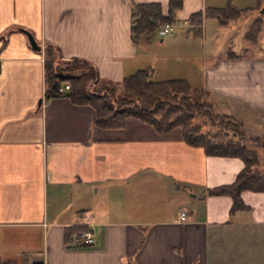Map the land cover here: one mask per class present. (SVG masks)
Listing matches in <instances>:
<instances>
[{
  "label": "crops",
  "instance_id": "obj_1",
  "mask_svg": "<svg viewBox=\"0 0 264 264\" xmlns=\"http://www.w3.org/2000/svg\"><path fill=\"white\" fill-rule=\"evenodd\" d=\"M151 1L168 12L169 0H0V264H264V192L243 190L247 207L234 211L230 195L206 193L235 180L240 157L206 154L180 127L158 132L134 116L102 128L92 106L44 97L49 40L114 80L143 67L156 79L185 77L264 135V53L226 51L201 63L189 36L134 41L131 6ZM182 1L178 27L226 3ZM209 20L204 29L216 24ZM78 224L90 225L92 244L66 242Z\"/></svg>",
  "mask_w": 264,
  "mask_h": 264
},
{
  "label": "trees",
  "instance_id": "obj_2",
  "mask_svg": "<svg viewBox=\"0 0 264 264\" xmlns=\"http://www.w3.org/2000/svg\"><path fill=\"white\" fill-rule=\"evenodd\" d=\"M182 2L169 0L167 13L159 2L133 3L130 28L133 40L143 37L152 41L164 22L175 21L174 11ZM255 7L264 8V0H257ZM250 8L237 7L232 0H226L222 6L192 12L187 18L188 33L200 36L204 19L214 18L227 24L241 18ZM263 16L258 14L252 21L246 33L250 41H255L261 32ZM42 50L45 98L66 96L75 104L92 106L95 111L92 123L102 128H121L127 117L134 116L158 132L180 127L184 141L202 147L206 154L240 157L244 166L233 182L206 189L210 195H230L231 211L247 207L240 195L243 190L264 192V135L248 133L242 120L219 108L218 111L206 87L192 85L185 77L156 79L152 67L138 68L121 80H114L101 76L88 58L65 57L60 46L52 41L45 40ZM87 228L85 224L67 227L66 242L81 245L73 243V239L79 230Z\"/></svg>",
  "mask_w": 264,
  "mask_h": 264
},
{
  "label": "rangeland",
  "instance_id": "obj_3",
  "mask_svg": "<svg viewBox=\"0 0 264 264\" xmlns=\"http://www.w3.org/2000/svg\"><path fill=\"white\" fill-rule=\"evenodd\" d=\"M258 14H264L263 8L258 10L254 5L241 18L229 23V26H220V28H216L219 27L217 26V20H209L214 21L213 23L216 24L207 22L200 36L189 34L188 23L186 22L183 27H175V34H173V37L181 36L183 38L184 36H189L191 39L190 41H192L190 52L194 53V58L192 59L201 63L210 62L214 58V54L219 55L226 51L246 52L250 55L263 54L264 22L262 30L255 41H250L246 35L252 21ZM217 110L219 111L218 107ZM197 118L198 117H196V119ZM200 120L202 121L203 119L200 118ZM262 157L264 158V152H262ZM262 163H264V160H262Z\"/></svg>",
  "mask_w": 264,
  "mask_h": 264
},
{
  "label": "built area",
  "instance_id": "obj_4",
  "mask_svg": "<svg viewBox=\"0 0 264 264\" xmlns=\"http://www.w3.org/2000/svg\"><path fill=\"white\" fill-rule=\"evenodd\" d=\"M177 25L174 22L166 21L164 22L158 29V35L165 36L175 33V27ZM68 86V85H67ZM66 86V87H67ZM187 218V210L181 209L179 211V219L185 220ZM89 224H87L88 226ZM77 236L74 237L73 242L75 244H92L94 242L93 230L91 229L90 225L87 229L79 230Z\"/></svg>",
  "mask_w": 264,
  "mask_h": 264
},
{
  "label": "water",
  "instance_id": "obj_5",
  "mask_svg": "<svg viewBox=\"0 0 264 264\" xmlns=\"http://www.w3.org/2000/svg\"><path fill=\"white\" fill-rule=\"evenodd\" d=\"M263 11H264V8H263ZM29 38H30V43H31L32 47H34L35 49H39L40 45L37 44L36 40L34 39V37L31 34H29Z\"/></svg>",
  "mask_w": 264,
  "mask_h": 264
}]
</instances>
